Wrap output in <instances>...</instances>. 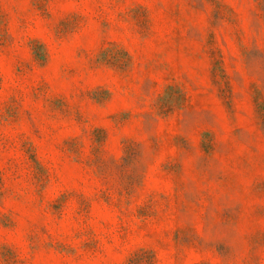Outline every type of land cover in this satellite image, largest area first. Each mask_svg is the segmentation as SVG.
Listing matches in <instances>:
<instances>
[{
  "label": "rangeland",
  "instance_id": "obj_1",
  "mask_svg": "<svg viewBox=\"0 0 264 264\" xmlns=\"http://www.w3.org/2000/svg\"><path fill=\"white\" fill-rule=\"evenodd\" d=\"M0 264H264V0H0Z\"/></svg>",
  "mask_w": 264,
  "mask_h": 264
}]
</instances>
